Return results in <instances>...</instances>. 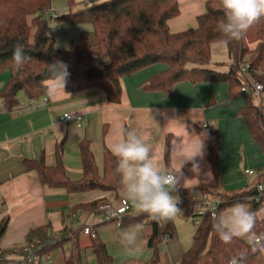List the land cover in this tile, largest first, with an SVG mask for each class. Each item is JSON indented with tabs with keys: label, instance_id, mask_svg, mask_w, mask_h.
<instances>
[{
	"label": "trees",
	"instance_id": "16d2710c",
	"mask_svg": "<svg viewBox=\"0 0 264 264\" xmlns=\"http://www.w3.org/2000/svg\"><path fill=\"white\" fill-rule=\"evenodd\" d=\"M57 0H0V74L7 73L8 80L0 92L3 108L7 112L17 109V96L23 94L29 101H38L46 94L45 82L50 79L49 65L62 60L69 65V77L65 92L72 93L98 89L105 94L109 104L117 105L121 100L122 78L151 66H163V70L142 84L146 92L169 94L179 83L225 84L228 99L242 98L244 105L236 116L243 120L251 139L264 155V116L262 106L253 94L252 83L264 87V18L256 22L239 41L224 43L217 30V22L223 18L220 0H206L205 11L197 17V26L172 33L168 21L179 15L177 0H108L86 5L72 12L75 0H59L66 4V14L54 19L64 25H89L91 31H82L78 41L66 50L57 49L48 35L45 14L52 10ZM222 43L226 48L228 64L226 71L209 67L211 46ZM22 45L26 63L17 72L12 55L15 47ZM246 72L241 73V68ZM244 89V90H242ZM207 145V161L215 180L212 186L200 185L196 189H183L180 175L177 207L183 215L193 219V208L199 198L193 196H216L220 199L217 214L237 203H243L255 214L253 231L264 235V169L258 172L253 183L243 190L226 193L221 190L219 157L220 138L217 128H210ZM164 159L168 161V140ZM82 179L70 181L62 163V145L55 148V163L47 166L43 158L24 160L28 171L36 174L41 185L63 189L68 194L89 191L110 192L116 198L123 195L119 177L115 173L116 158L103 148L102 170L99 173L90 142L84 139L79 144ZM257 191L256 194L254 192ZM120 199V198H119ZM99 201L86 205L96 211ZM151 226L148 247L151 264H158L159 246L173 236L169 225L153 220L147 214L137 217L124 216L120 228L128 220ZM6 221L0 223V236ZM77 233L62 238H51L48 226L31 229L26 236V245L41 256L56 252L60 264H82ZM264 244V241H262ZM69 254L65 257V250ZM253 245L244 239L222 242L212 227V218L205 215L196 227L190 248L177 264H230L233 257L243 255V264H264V252L252 251ZM97 264H113L101 241L93 240L91 246ZM39 264V263H37Z\"/></svg>",
	"mask_w": 264,
	"mask_h": 264
},
{
	"label": "crops",
	"instance_id": "0c3cea01",
	"mask_svg": "<svg viewBox=\"0 0 264 264\" xmlns=\"http://www.w3.org/2000/svg\"><path fill=\"white\" fill-rule=\"evenodd\" d=\"M185 1L189 2L186 15H181L180 1L177 0L179 15L167 23L172 33L195 28L197 17L205 11L206 0ZM52 11L58 12L55 16L66 13L65 2L55 1ZM162 70L163 66H151L122 78L121 100L117 105L109 104L105 94L98 89L61 92L54 99L45 94L35 101L33 110L29 108V100L19 94L17 109L12 112L4 110L0 97V223L6 221L0 236V264H20L21 249L26 245L28 232L46 225L51 238L78 232L82 264H97L91 249L93 240L81 233L85 226L95 233V240L104 244L113 264H151L150 225L139 224L143 228L138 248L128 250L119 243V233L138 223L130 219L120 228L114 222L105 221L101 213L86 208L95 201L116 206L119 198L124 196L116 198L110 192L98 191L68 194L63 189L41 185L35 172L28 171L23 165L24 160L39 158H43L47 166L54 165L58 144L62 145L65 173L70 181L76 182L83 176L79 156L81 141L89 140L100 173L103 148L111 152V145L124 132L134 129L151 146V155L158 167L180 175L183 189H196L200 185L215 184L207 161L206 142L210 128H217L221 147V190L231 193L253 183L258 172L264 169V155L251 139L243 120L236 116L244 100H229L225 84L179 83L166 95L144 91L142 84ZM7 80L6 72L0 74V92ZM256 101L262 106L264 116V87ZM65 114L71 119L66 120ZM195 136H200L204 144L203 157L195 158L198 172L191 171V162L181 167L182 158L192 154ZM166 140L167 162L164 159ZM245 171H253L254 175L248 176ZM173 195L178 197L176 193ZM193 196L199 198L200 194L196 191ZM139 215L131 206L127 217ZM258 215L264 216V210ZM161 223L171 226L173 236L160 244L158 264H177L190 248L196 226L193 219L185 217L182 211L174 219ZM64 253L67 257L68 249ZM51 256V264L61 263L56 252Z\"/></svg>",
	"mask_w": 264,
	"mask_h": 264
},
{
	"label": "clouds",
	"instance_id": "9594fccd",
	"mask_svg": "<svg viewBox=\"0 0 264 264\" xmlns=\"http://www.w3.org/2000/svg\"><path fill=\"white\" fill-rule=\"evenodd\" d=\"M223 18L217 22V30L222 41H239L247 31L261 18H264V0H220ZM66 14V13H62ZM17 72L22 71L26 60L23 46L17 45L12 55ZM69 65L62 60H54L49 65L50 79L47 81L46 95L54 99L64 92L70 75ZM69 117V115H65ZM175 145L176 142L173 141ZM203 140L195 136L192 154L182 158L184 163L191 162V171L198 172L195 162L197 156L203 157ZM176 150V148H174ZM111 152L116 158L115 173L119 177L123 195L134 209L135 214H147L157 222H167L181 213L177 207L178 197L173 195L179 180L172 170L158 167L152 158L151 146L134 129H129L111 145ZM255 214L243 203L233 205L226 212L213 214L212 227L222 242L233 239H246L264 252V235H257L253 229ZM143 226L133 225L119 233V243L128 250L138 248V240ZM230 264H243V255L233 257Z\"/></svg>",
	"mask_w": 264,
	"mask_h": 264
},
{
	"label": "built area",
	"instance_id": "2783aa9c",
	"mask_svg": "<svg viewBox=\"0 0 264 264\" xmlns=\"http://www.w3.org/2000/svg\"><path fill=\"white\" fill-rule=\"evenodd\" d=\"M87 5H90V2H87ZM246 72V67L241 68V73ZM253 94L255 96L259 95L263 90V86L260 83L254 82L252 83ZM244 90V89H242ZM44 100V98H43ZM35 101H29V108L35 109ZM66 115V114H65ZM66 120L71 119V117H65ZM68 115V114H67ZM245 174L248 176L254 175L253 171H245ZM264 188V186H257V191H260ZM257 191H255L257 193ZM220 203V199L216 196H200L198 202L195 204L193 208V221L196 227L199 226L201 218L205 215H209L210 218L213 217V214H217L218 205ZM131 205L125 198H120L118 200V204L116 206L112 205L109 202L101 201L98 203L96 207V211L103 215L105 221L114 222L117 225H120L121 219L128 214ZM81 233L85 236L90 237L92 240H95L96 235L91 230L90 227L85 226L82 227ZM164 240L163 242H166ZM22 258L20 260V264H51L52 256L51 253H46L39 256L36 251L33 250L32 247L25 245L21 249Z\"/></svg>",
	"mask_w": 264,
	"mask_h": 264
},
{
	"label": "rangeland",
	"instance_id": "374dc122",
	"mask_svg": "<svg viewBox=\"0 0 264 264\" xmlns=\"http://www.w3.org/2000/svg\"><path fill=\"white\" fill-rule=\"evenodd\" d=\"M90 1L92 4L101 3L108 0H75V4L71 11L75 12L79 9L86 7L87 2ZM180 1V8L182 10L181 15H186V6L189 2L185 0ZM198 1V0H197ZM58 12H53L52 10L45 14V19H47L48 24V35L53 38L55 47L57 49L66 50L70 47L71 43H76L78 41L79 34L82 31H91L89 25H64L59 21L55 20L54 17ZM191 28V27H188ZM229 60L226 53V48L222 43H215L211 46L210 61L208 66L215 68L219 71H226L227 64ZM101 170V166H100ZM231 207L224 209L222 212H226ZM246 240V239H244ZM247 241V240H246Z\"/></svg>",
	"mask_w": 264,
	"mask_h": 264
},
{
	"label": "water",
	"instance_id": "95a60500",
	"mask_svg": "<svg viewBox=\"0 0 264 264\" xmlns=\"http://www.w3.org/2000/svg\"><path fill=\"white\" fill-rule=\"evenodd\" d=\"M254 194H256V192H254Z\"/></svg>",
	"mask_w": 264,
	"mask_h": 264
}]
</instances>
